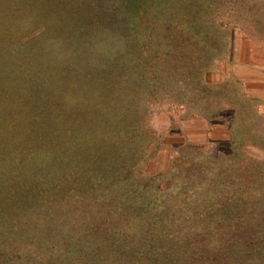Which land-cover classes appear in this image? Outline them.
I'll return each mask as SVG.
<instances>
[{
  "label": "rangeland",
  "instance_id": "obj_1",
  "mask_svg": "<svg viewBox=\"0 0 264 264\" xmlns=\"http://www.w3.org/2000/svg\"><path fill=\"white\" fill-rule=\"evenodd\" d=\"M185 5L193 7L194 0H0L1 52L12 49L15 60L25 62V48L36 43L39 37L35 34L34 39V31L41 30L49 37V43L43 45L56 50L49 71L58 82L48 104L76 112L84 103L103 102L108 103L102 106L103 112H120L119 124L111 131L105 130L101 151L111 163L121 160L115 168L124 170L126 185L135 190L140 186L138 182L154 177L149 194L156 197L158 192H165L174 197L177 192L173 188L182 185L184 179L193 181L184 174H202L199 199L169 208L173 223H162L159 206V212L153 215L149 211L147 219L135 209L123 215L129 219L127 223L117 225L97 213L101 209L89 191L83 199L72 189L60 192L55 182L57 172L64 169L61 159L15 164L9 156L8 140L0 136V264H212L213 256L219 259L214 264H226L224 258L230 248L219 245V240L226 242L222 236L225 230L220 228L231 224L242 232L244 224L252 228L264 224V148L254 146L258 120L244 119V115L214 119L203 114V109L200 117L199 109L194 108L198 103L192 97L196 93H183L184 103L179 102L177 93L184 87H179L178 71L164 66L168 60L164 59L167 36L171 35L174 46L177 41V23L170 20L175 21L178 8ZM10 11L13 18L8 20ZM142 24L151 26L150 34L145 36L148 45L140 53L134 31ZM147 52L163 55L158 61L152 59L161 68V75L156 77L159 72L151 71V87L137 89L127 80L142 73L131 68H138ZM172 59L177 63L175 54ZM101 78L107 82L116 79L118 83L111 90L103 87L98 94L92 93L87 86ZM81 86H85L83 94L77 90ZM209 105L210 101L202 102L206 109ZM136 127L142 132L141 138L135 135ZM89 155L85 148L83 156ZM237 159L240 161L235 166L229 162ZM241 174H246L245 178ZM172 175L176 177L173 181L168 178ZM155 180H161V184ZM247 186L249 194L244 193ZM236 192L244 193L246 204L242 200L220 211L210 207L212 201L216 206L228 203ZM132 193L126 189L114 194L122 203H128ZM102 196L96 199L113 210V204ZM253 199L259 201L251 203ZM72 200L77 202L74 211L67 212L72 207L66 206ZM145 202L147 206L148 200ZM205 207L216 215L211 219L219 225V231L214 243L201 245L197 237H208L209 231L204 226L202 233L183 230L178 222L187 224L200 218ZM243 214L250 215L252 221H241ZM151 215L153 218H149ZM29 216L33 218L26 221ZM101 239L106 240L105 245L99 242Z\"/></svg>",
  "mask_w": 264,
  "mask_h": 264
},
{
  "label": "crops",
  "instance_id": "obj_2",
  "mask_svg": "<svg viewBox=\"0 0 264 264\" xmlns=\"http://www.w3.org/2000/svg\"><path fill=\"white\" fill-rule=\"evenodd\" d=\"M186 6L178 8L175 21L170 20L177 23L175 67L179 87H184L179 94L196 93L198 99L192 97L200 117L206 113L214 119L243 115L244 119H257L254 146L264 148V0H194L193 7ZM45 33L34 31V39L36 34L40 40L36 38V43L25 48V62L16 61L12 49L0 51V136L9 142L13 163L61 159L64 169L57 172V168V179L64 174L78 180L96 170L89 181L99 189L104 178L98 171L99 161L83 156L80 147L96 135L86 118L115 120L122 116L103 112L101 103H95L93 109L84 104L88 110L76 116L68 108L47 103L58 78L49 71L56 50L43 45L49 43ZM203 101H210L208 109L202 107ZM74 143L78 156L70 158Z\"/></svg>",
  "mask_w": 264,
  "mask_h": 264
},
{
  "label": "trees",
  "instance_id": "obj_3",
  "mask_svg": "<svg viewBox=\"0 0 264 264\" xmlns=\"http://www.w3.org/2000/svg\"><path fill=\"white\" fill-rule=\"evenodd\" d=\"M189 5V4H188ZM12 11H10V14L8 16V20L12 19ZM151 25H141L139 28H137V30H135L134 32L136 33V38H138V41L136 42V45L140 46V53H143L147 44V38H145L146 34H150L149 33V27ZM171 27V26H170ZM152 29H154V27H151ZM145 38V39H144ZM171 35L167 36L166 42H165V53H164V59L167 60L166 62H164V66L167 68V70H175V64L176 61H174L172 59V57L175 54V58L178 57V53H177V41L176 43V47L172 44L174 42L171 41ZM172 42V43H171ZM151 54H153V56H151ZM1 57V55H0ZM169 57V58H168ZM161 58H163V55L159 52H147L146 56L142 57V62L139 64L138 68L135 67V69L131 68L132 71H138V72H142L141 74H136L139 75L137 78H131L128 81L129 85H131L132 83H135L134 86L139 88H143V86H145L144 88L147 89L148 87H151V83L149 82L151 80L152 74H150L151 71L153 70H157L156 77H158V75H161V68H159V65L157 63L152 62V59H156L157 61L160 60ZM109 71V69H105V72ZM135 75V73L133 74V76ZM73 80V79H72ZM108 80L105 78H101L100 81L90 84L87 86L88 89H91L92 93L94 94H98L101 89L103 87L108 88V90H111L113 88V85L116 86V84L118 83V80H111L109 82H107ZM117 82V83H116ZM85 86H81L79 89H77L79 91L80 94H83V88ZM133 87V86H132ZM134 88V87H133ZM143 90V89H142ZM140 90V91H142ZM184 93V92H183ZM183 93H181V95L179 94V92L177 93V97L176 99H179V102H183ZM95 103H99V102H88V103H84L86 104H90L91 106L89 107V109H93L94 104ZM121 103V102H119ZM119 103H113V104H119ZM83 104L82 106V110L81 111H71V114L76 116L77 113H81L84 112L86 110H88L87 107H85ZM108 105V103H103L101 102V105ZM84 107V108H83ZM105 107V106H104ZM198 108V104L197 106H195L194 108ZM58 108V107H57ZM103 110V108H102ZM109 112H113V116L114 113H116L115 109L114 110H109ZM196 112V111H195ZM136 117V114L134 116V118ZM91 125H93L91 127V129L95 132V138L93 141H87L84 142L83 144H80V147L83 149V151L85 150V148H87L90 151V155L89 157H93L95 159H97L99 161L100 166L98 167V171L102 172L104 174V178L101 182L100 188L97 189L95 187L94 184H91V182L89 181V178L91 176H93V172H90L89 174H87L86 176L79 178L78 180H74V179H70L67 177H64L65 175L62 174L59 176V178L57 179L56 177V187L60 188V192L64 193V190H74L77 191L78 194H76L78 197H80L81 199H83L84 197H82L83 195H85V191H89V193L91 194V196L93 197L92 200L98 204V208L101 209V212H97L99 213V215L103 214V218L102 219H108V220H112L113 222H116L117 225H121L124 223V221L127 223L129 221L128 218H124L123 215L128 214V213H132L133 210H137L140 209V211H142V216L146 217V219L148 218L147 214H149L148 212L151 211L153 215H156L157 212H159L157 209L159 208V206H161L162 208V213L159 215L160 219L162 221V223H173L172 222V218L171 217V213H169V208H171V205H179L180 203H188L190 202V199H194L197 200L199 199V195L198 193V185L202 184V178H201V173L198 174L197 176V172H191L190 174H184V178H188V179H192L193 181H188L185 182V179L182 183V185H178V187L176 186V188H173L174 190H176L177 194L174 197L171 196H167L165 194V192H158L159 195H157L156 197H153L152 194H149V189H151V186L153 187L152 184V180L153 178H150L149 180H146L144 183H139L140 186H137L135 190H133V187L126 185L125 179L122 177V175H124V170L120 169L117 170L115 168V166L117 164L115 163H119V165L121 164V160H115V163H111L108 160H106L105 157V152L101 151V145L103 143L102 138H104L105 140V130L108 128L111 130L114 129V127L116 126V124H119V120L120 118H117L115 120H111L109 118H99V119H93L91 115H89L86 118ZM122 119V118H121ZM109 120V121H107ZM115 121V122H113ZM137 125V124H136ZM135 135H139L141 138V130L139 129V127H136L135 130ZM113 136V135H112ZM112 143L115 144V140L114 138L111 140ZM95 146L93 147H88V146ZM71 148H73V150H70V153L68 155V157L70 156V158H75L78 156V152L75 150L76 149V143L71 145ZM76 155V156H71V155ZM89 154V152H88ZM135 155H137L135 153ZM138 156V155H137ZM237 161L240 160H233V161H229L232 162V164L234 165V163H236ZM62 162V161H61ZM118 165V166H119ZM138 164H136L137 166ZM235 166V165H234ZM264 172V171H263ZM194 173V174H193ZM262 174V173H261ZM242 177L241 178H245L246 174H241ZM260 175V174H258ZM159 177H162V175ZM169 180L175 179V176H169L168 177ZM262 178V177H261ZM264 180V179H263ZM156 183L161 184V180H155ZM254 187L256 188L255 184H253ZM257 185V184H256ZM186 186V187H185ZM228 186V185H227ZM233 186V185H232ZM175 187V186H174ZM154 188V187H153ZM127 190H132L133 193L131 195V197L129 199H127L128 203H122V201L120 199H118V196L116 194H114L115 192H122V191H126ZM157 189V188H156ZM245 189H247L246 192L251 193L250 188L245 187ZM161 191H164V189H162ZM58 192V191H56ZM170 194H173V190H169ZM245 193V192H244ZM242 193V194H244ZM95 194V195H94ZM127 194V193H126ZM190 195L188 198H183L181 195ZM242 194L239 195L238 192L234 193L233 196L227 200L228 203L224 204L223 202L219 204H217L215 201H212L211 206H215V208L217 207L218 211L220 210H224L227 209L228 205L231 204L233 205V203H242L243 200V204H246L247 200L246 198L242 197ZM103 195L102 198L103 199H107L109 201V204H113V210L112 208H106L105 204L100 203V201L98 199H96V196H100ZM195 195V196H193ZM108 197V198H107ZM240 197V198H239ZM79 199V198H78ZM148 200V205L146 206V202L145 200ZM58 200L60 201V198H58ZM77 201V199H75ZM75 200H72V202H68V205L66 207H72L69 208L70 210L66 209L67 212H73V207H75ZM79 201V200H78ZM105 201V200H104ZM251 203H255L257 201H259L258 199H253L250 200ZM64 203V201H62ZM62 203V204H63ZM61 204V206H62ZM116 204L118 205L117 207ZM64 207V206H63ZM204 212L202 213L200 211V218H196L195 220H191V222H188L186 224V222H178L179 223V228L183 229V230H187V231H191L192 229H197L198 233H202L203 231V226L209 231V236L208 237H204L203 234H200L201 238L197 237V240L199 241V243L201 245H206V244H212L214 243L217 239L215 236V234L218 233L219 229H217V227H219V225H216L211 218H216V215L212 212L213 210L209 209V207H205L204 208ZM97 211V210H96ZM154 212V213H153ZM156 213V214H155ZM214 214V215H213ZM153 215H151V217L149 218H153ZM155 217V216H154ZM157 217V216H156ZM33 217H26V221L30 220ZM175 218V217H174ZM177 219V218H176ZM175 219V220H176ZM249 219H251L250 221H252V217L250 215H246L243 214L240 216V220L241 221H248ZM264 219V216H263ZM158 220V219H157ZM186 221V220H185ZM243 225V224H241ZM246 225V226H245ZM226 228H220L223 229L225 231H223L222 236L224 237L223 239L226 240L225 243H220L221 240H219V245H221L222 247H229V252L226 254V257L224 258V262L226 264H261V256L264 255V224L263 225H259L256 227H250L248 224H244L243 226L245 227H241V231L236 230L237 228H232L234 227L231 224L229 225H225ZM227 227H231L228 228ZM105 227L103 229V231L105 232ZM192 230V231H195ZM221 231V230H220ZM218 235V234H217ZM121 240H123V238H121ZM129 240V239H126ZM101 244L105 245L106 240L105 239H101L99 241ZM218 245V244H217ZM212 246V245H211ZM105 247V246H104ZM209 257V255H208ZM215 258L217 259V256H215ZM214 256L212 257V260L210 261L212 264H214L216 261H218L219 259L215 260Z\"/></svg>",
  "mask_w": 264,
  "mask_h": 264
},
{
  "label": "flooded vegetation",
  "instance_id": "obj_4",
  "mask_svg": "<svg viewBox=\"0 0 264 264\" xmlns=\"http://www.w3.org/2000/svg\"><path fill=\"white\" fill-rule=\"evenodd\" d=\"M246 194H249V192H245ZM261 264H264V255L261 256Z\"/></svg>",
  "mask_w": 264,
  "mask_h": 264
}]
</instances>
